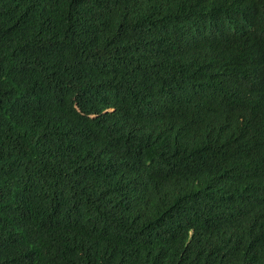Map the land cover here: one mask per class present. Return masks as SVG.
<instances>
[{
	"label": "trees",
	"instance_id": "trees-1",
	"mask_svg": "<svg viewBox=\"0 0 264 264\" xmlns=\"http://www.w3.org/2000/svg\"><path fill=\"white\" fill-rule=\"evenodd\" d=\"M0 264H264V0H0Z\"/></svg>",
	"mask_w": 264,
	"mask_h": 264
}]
</instances>
